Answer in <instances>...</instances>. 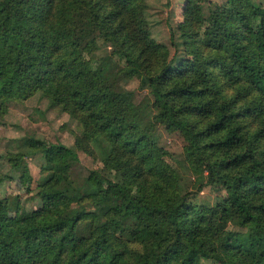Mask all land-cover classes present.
<instances>
[{"label":"trees","instance_id":"trees-1","mask_svg":"<svg viewBox=\"0 0 264 264\" xmlns=\"http://www.w3.org/2000/svg\"><path fill=\"white\" fill-rule=\"evenodd\" d=\"M207 5L185 1L182 55L167 60L150 36L144 0H0V112L43 93L50 108L81 123L77 147L102 153L118 177L100 186L90 170L84 196L70 195L76 153L31 140L50 175L15 243L6 240L10 208L0 198V264H264V9L230 0L205 13ZM98 39L113 51L94 67L87 56ZM133 78L148 90L152 121L183 138L188 167L223 188L220 211L248 229L246 238L225 229L217 209L179 192L145 105L119 85ZM8 160L16 166L22 155ZM85 198L97 212L73 210ZM119 223L125 239L113 234Z\"/></svg>","mask_w":264,"mask_h":264},{"label":"rangeland","instance_id":"rangeland-1","mask_svg":"<svg viewBox=\"0 0 264 264\" xmlns=\"http://www.w3.org/2000/svg\"><path fill=\"white\" fill-rule=\"evenodd\" d=\"M145 17L148 22L152 40L165 48L166 59L169 60L174 53L181 56L182 44L177 25L183 19V8L186 0H144ZM264 9V0H253ZM209 5L204 12L215 5L229 6L230 0H208ZM172 41L174 46H172ZM113 51L112 46L98 39L95 48L87 56V60L95 65ZM116 62L117 60L113 58ZM118 65H123L122 62ZM114 71V70H113ZM116 71V70H115ZM111 80L114 74L109 75ZM119 85L126 91L134 94V102L142 103L144 117L148 128L153 131L157 145L167 152L166 161L176 171L178 177V190L181 194L190 192V201L197 205H204L217 209L220 214V223L225 229H231L239 238L248 236L247 228H234L220 209L226 207V193L218 184L204 185L206 178L203 171H192L184 160L183 147L185 142L177 132H168L161 125L152 121L149 100L151 97L147 89L140 87L136 78L124 79ZM264 129V116L259 120ZM83 135L81 123L56 108H50L48 98L41 92H36L25 100L12 101L5 110L0 112V198L7 199L9 212L7 216L6 232L11 243L18 241L20 236L29 228V214L40 207L38 185L50 175L46 170L44 158L41 154H31L30 141L39 140L45 144L60 143L76 153V158L70 161V169L66 181L70 195L87 192V179L90 170H96L100 176L97 182L100 186L106 180L118 179L110 165L105 162L104 155L100 153H86L76 145L77 138ZM12 155H22V160L13 166L8 158ZM203 185L197 191L198 186ZM84 196V195H83ZM77 212H97L92 208L89 199L81 205H73ZM89 221L90 218L84 219ZM212 225L213 222H212ZM127 224L119 223L114 236L125 239ZM128 248L139 253L142 245L128 244Z\"/></svg>","mask_w":264,"mask_h":264}]
</instances>
